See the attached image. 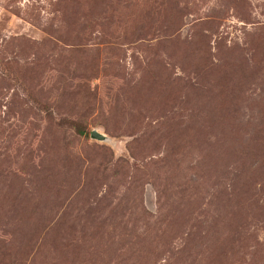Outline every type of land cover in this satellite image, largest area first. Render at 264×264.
<instances>
[{"label": "rangeland", "instance_id": "374dc122", "mask_svg": "<svg viewBox=\"0 0 264 264\" xmlns=\"http://www.w3.org/2000/svg\"><path fill=\"white\" fill-rule=\"evenodd\" d=\"M0 264H264V0H0Z\"/></svg>", "mask_w": 264, "mask_h": 264}, {"label": "water", "instance_id": "95a60500", "mask_svg": "<svg viewBox=\"0 0 264 264\" xmlns=\"http://www.w3.org/2000/svg\"><path fill=\"white\" fill-rule=\"evenodd\" d=\"M90 136L97 140L109 141V138L105 134L99 132L97 129H92L90 132Z\"/></svg>", "mask_w": 264, "mask_h": 264}, {"label": "trees", "instance_id": "16d2710c", "mask_svg": "<svg viewBox=\"0 0 264 264\" xmlns=\"http://www.w3.org/2000/svg\"><path fill=\"white\" fill-rule=\"evenodd\" d=\"M75 129H76V131H77L79 134H84V133H85L83 127H82L80 124H77V125L75 126Z\"/></svg>", "mask_w": 264, "mask_h": 264}]
</instances>
